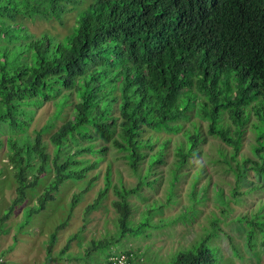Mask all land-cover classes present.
<instances>
[{
	"label": "trees",
	"instance_id": "1",
	"mask_svg": "<svg viewBox=\"0 0 264 264\" xmlns=\"http://www.w3.org/2000/svg\"><path fill=\"white\" fill-rule=\"evenodd\" d=\"M72 10L76 11L74 24L61 38L46 31L37 36L26 25L35 20L63 24L65 13ZM48 100L54 111L32 135L28 124L36 108ZM192 114L205 120L207 133L225 145L226 149H217L213 162L225 163L235 185L229 196L214 186L221 215L212 213L198 240L157 264H221L222 254L212 240L225 233L219 222L226 223L228 217L243 233L247 250L264 258V201L254 213L231 217L229 205L264 184V0H0V130L6 129L0 147H6L16 193L2 218L51 173L34 204L25 207L22 227L54 199L65 181L85 179L104 159L107 148L113 147L132 172L144 162L146 166L143 174L137 173V184L126 186L122 180L112 181L111 163H107L104 184L84 207L83 220L87 222L88 214L111 190L117 231L110 238L91 239L85 255L91 258L89 249H93L104 255L100 264H115L117 255H123L125 264H144L141 252L110 246L113 237L138 236L156 226L152 216L162 207L147 203L138 221L131 218L130 198L145 200L141 187L152 186L148 176L164 161L171 139L159 141V136L145 132L180 137L170 161L167 202H174V183L197 159L204 141L200 124L184 128L183 121ZM252 114L256 142L251 156L239 159L244 125ZM203 165L193 173L185 210L192 217L210 183L207 179L196 188ZM250 171L257 180L246 191H238ZM97 175L73 195L70 210ZM185 212L175 221L186 222ZM68 217L50 232L46 259ZM83 228L68 237L59 259H71L69 244L81 239ZM231 252L241 257L239 250L231 248Z\"/></svg>",
	"mask_w": 264,
	"mask_h": 264
},
{
	"label": "rangeland",
	"instance_id": "2",
	"mask_svg": "<svg viewBox=\"0 0 264 264\" xmlns=\"http://www.w3.org/2000/svg\"><path fill=\"white\" fill-rule=\"evenodd\" d=\"M75 10L66 12L63 17V24L55 20L43 21H27L28 29L35 35L39 36L44 31L52 34L56 38H61L72 24H74ZM54 111V106L51 100L45 101L40 107L36 108L32 119L28 124V131L33 135L36 129L42 127L47 119ZM67 113V111H65ZM64 114V113H62ZM255 120L253 114L244 125V133L242 138V148L238 155L240 157L251 156V145L256 142L255 133L252 129V123ZM62 122V118L57 120L56 125ZM200 124V130L204 136V141L199 145L197 159L194 158L193 164L184 168L185 174H182L177 182L174 183L173 198L174 202H167V194L169 191L171 180L170 161L172 160L171 151L174 145L179 142L180 137L175 134L157 133L147 130L146 135L153 134L159 136V141L170 136L167 151L165 152L164 161L156 164L155 169L151 171L148 180L152 181V186L142 185L141 195L145 200H141L132 196L131 202L133 211L131 218L133 221H138L145 204L155 202L157 205L162 204L161 210L155 212L152 216V221L156 222V226L149 227L138 236L125 235L119 238L113 237L111 249L131 247L142 254L144 264H157L159 261H167L173 253L181 248L192 245L196 240L203 235L205 227L208 226V218L215 213L221 215V204L214 190V186L221 188L225 196H229V189L235 185V178L230 170H227L225 163L221 161L213 162L218 158L217 149L225 148L216 137L207 133V122L200 120L192 114L187 121H183L184 128H191L192 123ZM2 130V127H1ZM0 130V138L6 137V129ZM44 139L48 140V134L44 135ZM49 151L51 146L49 145ZM226 149V148H225ZM87 157H93L86 154ZM111 163L112 181L118 183L120 180L126 186H135L138 182L137 173H144L146 163H142L140 169L134 173L125 163L118 152L113 147L107 148L104 159L99 162L96 169L88 173L87 177L81 181H65L55 193L54 199L46 204V207L40 212L33 214L29 221L19 227L20 222L24 217V209L27 206L34 204L37 195L42 191L44 184L48 180L51 173L44 176L40 185L35 190H28L26 198L22 203L17 204L7 217L2 218L3 213L9 207L12 199L15 197V182L12 177L11 165L6 157V147H0V264H100L104 255L101 251L90 250L92 255L88 258L85 255L86 244H89L91 239L110 238L117 231L114 225L116 212L110 203L111 190L106 196L101 205L91 211L87 216V222L84 221V207L86 204L93 201L96 197L99 188L104 184L103 174L107 163ZM199 164H204L203 172L196 183V188L200 189L207 179L210 180L206 191L205 200L202 203L195 205L198 212L192 217V212L187 211L189 206V193L193 173L198 169ZM95 172H98L94 178L92 185L87 189L79 202L70 210V202L75 193L80 192L86 186H89L88 181L91 180ZM156 178V180H154ZM257 180L253 172H249L247 179H244L238 187V191H246V189ZM263 188L255 189L248 194H242L239 203L232 200L229 205L235 213H254L258 204L264 201V184ZM185 212L184 217L188 220L183 222L181 218L175 219ZM68 215H70L68 217ZM68 217L67 223L58 231V238L52 246L51 256L46 259V247L48 244L49 234L57 224ZM219 222V227L225 232L212 240L213 244L219 246L222 254L221 264H264V258H257L253 253H250L244 243L243 233L236 228V224L228 221ZM164 223V224H162ZM160 225V226H159ZM80 240H72L67 253L71 255V259H59V253L65 245L66 240L70 235L79 231ZM11 247V248H10ZM231 248L239 250L241 257H236L231 252ZM86 258H84L82 256Z\"/></svg>",
	"mask_w": 264,
	"mask_h": 264
},
{
	"label": "built area",
	"instance_id": "3",
	"mask_svg": "<svg viewBox=\"0 0 264 264\" xmlns=\"http://www.w3.org/2000/svg\"><path fill=\"white\" fill-rule=\"evenodd\" d=\"M113 258H114L115 264H125V259H124L123 255H117Z\"/></svg>",
	"mask_w": 264,
	"mask_h": 264
}]
</instances>
